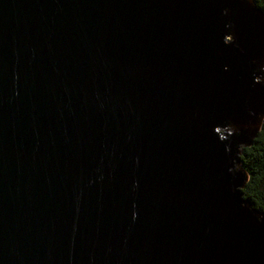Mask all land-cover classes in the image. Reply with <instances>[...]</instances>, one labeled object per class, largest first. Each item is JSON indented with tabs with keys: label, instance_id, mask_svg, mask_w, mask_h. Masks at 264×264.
Masks as SVG:
<instances>
[{
	"label": "water",
	"instance_id": "95a60500",
	"mask_svg": "<svg viewBox=\"0 0 264 264\" xmlns=\"http://www.w3.org/2000/svg\"><path fill=\"white\" fill-rule=\"evenodd\" d=\"M263 120L254 0H0V264H264Z\"/></svg>",
	"mask_w": 264,
	"mask_h": 264
},
{
	"label": "trees",
	"instance_id": "16d2710c",
	"mask_svg": "<svg viewBox=\"0 0 264 264\" xmlns=\"http://www.w3.org/2000/svg\"><path fill=\"white\" fill-rule=\"evenodd\" d=\"M254 1L264 9V0ZM240 161L241 167L248 174L242 188L243 196L250 200L253 208L264 212V120L252 144L243 148Z\"/></svg>",
	"mask_w": 264,
	"mask_h": 264
}]
</instances>
